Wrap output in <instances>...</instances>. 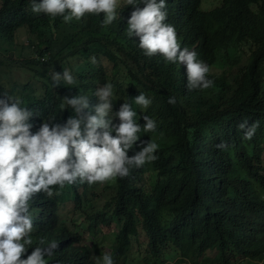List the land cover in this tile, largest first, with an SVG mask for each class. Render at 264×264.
Wrapping results in <instances>:
<instances>
[{
  "label": "trees",
  "instance_id": "1",
  "mask_svg": "<svg viewBox=\"0 0 264 264\" xmlns=\"http://www.w3.org/2000/svg\"><path fill=\"white\" fill-rule=\"evenodd\" d=\"M31 7L30 0H0V47L25 49L18 34L29 37L30 57L20 67L33 80L11 86L21 106L32 110L30 131L75 115L65 95H87L91 108L98 103L93 92L108 82L113 112L126 100L141 125L127 155L150 138L159 147L157 159L130 166L125 177L53 185L51 197L34 194L33 243L21 258L55 240L58 248L45 257L48 264H96L100 233L115 264L119 258L135 264H151L152 258L156 264H264V0H165V23L174 26L178 43L209 66L212 86L191 90L183 63L146 56L138 37L128 36L133 6L124 0H118L109 25L101 22L103 12L64 22ZM11 53L0 52V84L11 69ZM55 65L61 74L69 68L76 83L54 86L49 67ZM141 90L151 99L147 108L132 99ZM144 115L156 122L155 131L143 130ZM242 121L254 125L248 139L236 127ZM221 140L224 149L216 148ZM98 188L102 201L92 198ZM68 211L85 215L93 247L79 245L83 233L68 227L62 216ZM173 251L176 258L168 262L164 256ZM209 251L215 256H207Z\"/></svg>",
  "mask_w": 264,
  "mask_h": 264
},
{
  "label": "clouds",
  "instance_id": "2",
  "mask_svg": "<svg viewBox=\"0 0 264 264\" xmlns=\"http://www.w3.org/2000/svg\"><path fill=\"white\" fill-rule=\"evenodd\" d=\"M124 2L133 6L125 31L129 37H138L137 44L144 55L160 54L168 62L183 63L189 90L212 86L213 81L207 76L209 66L197 59L195 50L181 47L174 26L165 23V0ZM30 3L33 13L60 16L64 22L73 18L80 20L86 13L103 12L101 22L109 25L117 17L118 0H30ZM139 4L143 7H138ZM89 59L94 64L97 62L96 57ZM61 80L70 86L76 83L67 69H63L62 74L53 72V85ZM93 95L98 98V103L91 108L87 95L78 92L63 96L64 103L75 115L62 123L44 121L34 132L30 131L32 124L29 122L32 110L21 106L19 99L11 95H0V264H48L45 257L58 248L55 240H49L46 247H32L31 252L21 258L28 250L27 246L33 243L29 201L34 194L43 192L51 197L53 188L50 186L53 185L63 187L77 180L92 184L125 177L130 166L139 168L157 159L155 153L159 145L152 138L142 142L134 155H127L139 139L141 125L135 119L136 111L126 100L113 112L112 84L105 82ZM132 99L141 108H147L151 103L143 92ZM174 102L175 97L169 96L168 103ZM113 117L118 118L119 123H113ZM143 120L145 132L155 131L156 122L152 118L144 115ZM236 127L243 130L244 139L250 138L254 131V125L247 121ZM226 147L223 140L216 144L218 149ZM92 244L79 243L89 247H93ZM94 256L96 264H115L107 252Z\"/></svg>",
  "mask_w": 264,
  "mask_h": 264
},
{
  "label": "rangeland",
  "instance_id": "3",
  "mask_svg": "<svg viewBox=\"0 0 264 264\" xmlns=\"http://www.w3.org/2000/svg\"><path fill=\"white\" fill-rule=\"evenodd\" d=\"M212 2H216L219 0H211ZM206 8V10H210L211 8L209 7L208 4H206L204 6ZM28 41H29V37L28 35L24 32L21 31L18 34V43L20 46L25 47V49H20L18 48V50H13L11 48H8L6 46H1L0 47V52H4L5 50L9 51V52H13L11 53L12 57L11 60H9L8 62L10 64H12L11 69L9 71V74L7 77L2 78L1 80V89H0V94H8L11 95L14 99L15 97L13 96V91H12V84L15 82H19V83H24L28 80H33V75L31 72L23 69L20 67V63L23 61V59L30 57V51L28 50ZM8 58H10L9 54H5ZM2 59V57H0ZM48 59L47 56H45L43 59H41L42 61L46 62ZM7 67H3V69L6 70ZM50 71H55L57 70V66L55 65L54 67H49ZM67 69L70 73L71 70L69 68H65ZM142 92V90L140 91ZM93 194H92V198L94 200H98V201H102L104 199V197L101 195L100 191H103L101 188H98L96 190H93ZM104 192V191H103ZM64 221L66 222V224L74 231H79L80 233H83V241L86 244H90L93 242H95V237L90 236L89 234V221L85 218V215L80 213L79 211H75V213L71 214L70 211L66 212L65 214L62 215ZM102 236V235H101ZM100 235H98V240L96 239V242L100 243L99 244V248L101 250L102 253L107 252L110 254V249L109 247L103 246L101 244V242H103V237H101ZM142 249L145 246L144 243H142ZM216 254V252L214 251H209L206 253L207 256L209 257H214ZM164 258L168 261V262H173L176 258V253L175 251L171 252L170 255H165ZM119 264H135L131 261H129L127 258L126 259H119L118 260ZM149 263L151 264H156V262L152 259L149 260ZM240 264H243L244 261H240ZM161 264H166L165 261L161 260Z\"/></svg>",
  "mask_w": 264,
  "mask_h": 264
},
{
  "label": "built area",
  "instance_id": "4",
  "mask_svg": "<svg viewBox=\"0 0 264 264\" xmlns=\"http://www.w3.org/2000/svg\"><path fill=\"white\" fill-rule=\"evenodd\" d=\"M43 59V58H42Z\"/></svg>",
  "mask_w": 264,
  "mask_h": 264
}]
</instances>
